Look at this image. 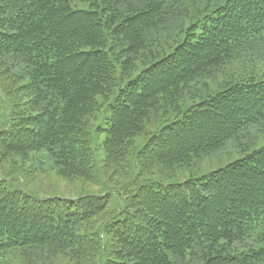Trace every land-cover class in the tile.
<instances>
[{
    "label": "trees",
    "instance_id": "trees-1",
    "mask_svg": "<svg viewBox=\"0 0 264 264\" xmlns=\"http://www.w3.org/2000/svg\"><path fill=\"white\" fill-rule=\"evenodd\" d=\"M0 264H264V0H0Z\"/></svg>",
    "mask_w": 264,
    "mask_h": 264
},
{
    "label": "rangeland",
    "instance_id": "rangeland-1",
    "mask_svg": "<svg viewBox=\"0 0 264 264\" xmlns=\"http://www.w3.org/2000/svg\"><path fill=\"white\" fill-rule=\"evenodd\" d=\"M189 174V172H185L184 176ZM192 174L195 173L192 172ZM29 183L32 188L38 189L45 194L49 193L57 196H77L80 194L79 185L68 183L53 173L32 172Z\"/></svg>",
    "mask_w": 264,
    "mask_h": 264
}]
</instances>
